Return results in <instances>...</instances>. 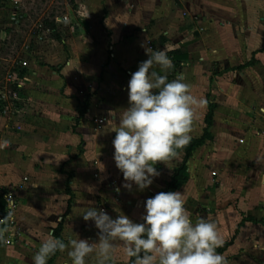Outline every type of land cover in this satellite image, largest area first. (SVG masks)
Instances as JSON below:
<instances>
[{
	"label": "crops",
	"instance_id": "1",
	"mask_svg": "<svg viewBox=\"0 0 264 264\" xmlns=\"http://www.w3.org/2000/svg\"><path fill=\"white\" fill-rule=\"evenodd\" d=\"M79 23L80 37L65 42L69 59L61 76L33 65L25 86L31 81L29 100L37 106L44 99L39 90L50 83L42 78L54 79L50 86L61 88L59 106L49 95L45 103L51 124L57 128L41 129L34 135L26 131L21 137L1 128L0 117V141L7 136L22 149L0 150V201L5 206L4 194L10 190L17 199L12 223L8 211L0 215V264H33L41 238L59 227L56 238L67 241L78 234L98 243L99 230L81 214L89 206L72 204L70 199L53 201L47 166L66 161L78 148L73 163L86 175L110 174L115 163L112 128L119 119L113 121L109 112L122 113L129 107L131 74L149 58L147 51L163 48L171 49L168 56L175 65L168 79L182 75L197 100L192 138L202 135L208 103L214 106L212 139L192 154L187 181L176 191L184 192L193 223L203 218L217 225L223 239L217 251L228 264H264V0H85ZM70 67L75 69L68 72ZM153 70L163 74L159 66ZM73 102H78L73 109L76 132L55 124L53 118L66 114ZM79 110L84 112L81 117ZM26 112L24 108L19 113ZM99 118L101 124L96 121ZM30 122L29 116L24 123ZM179 156H184L182 149ZM36 160L44 166H33ZM164 164L160 161L154 166ZM175 169L171 168L172 174ZM27 184L34 189L21 201ZM82 186L88 188L85 182ZM144 194L142 203L149 198ZM141 208L139 203L131 206L129 218L134 221ZM97 209L107 210L103 205ZM84 223L93 226L94 233L80 229ZM115 247L117 264H129L123 244L116 241ZM69 250L58 251L47 264H72ZM87 264H96L94 254Z\"/></svg>",
	"mask_w": 264,
	"mask_h": 264
},
{
	"label": "clouds",
	"instance_id": "2",
	"mask_svg": "<svg viewBox=\"0 0 264 264\" xmlns=\"http://www.w3.org/2000/svg\"><path fill=\"white\" fill-rule=\"evenodd\" d=\"M169 51H147L149 58L139 63L128 81L129 107L122 113L109 112L113 121L119 119L118 126L112 128L116 132L113 158L123 174V187L129 190L133 183L140 191L148 188L160 175L154 165L175 158L192 139L197 100L182 75L168 79L175 67ZM154 66H159L163 74L154 71ZM8 144L7 140L0 141V150ZM7 202L9 208L15 204L10 194ZM186 203L184 192H158L145 201L143 223L125 214L112 218L103 209L89 206L81 214L84 221H93L99 230L98 243L81 239L78 234L65 241L50 231L41 238L33 264H47L58 251L66 249H70L72 264H87L93 254L96 264H117L116 241L123 244L127 258H134V264H228L217 251L223 246L217 225L203 218L193 223ZM8 219H12L11 212Z\"/></svg>",
	"mask_w": 264,
	"mask_h": 264
},
{
	"label": "rangeland",
	"instance_id": "3",
	"mask_svg": "<svg viewBox=\"0 0 264 264\" xmlns=\"http://www.w3.org/2000/svg\"><path fill=\"white\" fill-rule=\"evenodd\" d=\"M84 3L85 0H0V74L3 75L11 61L25 60L28 62L29 68L33 65L44 66L46 69L57 71L60 75L63 66H65V61L69 59L68 45L65 42L69 39L80 37L77 29ZM52 23L54 24V30L51 28ZM53 31L56 33L57 38L54 37ZM43 73L47 74L46 72ZM27 76L29 78L31 74L27 73ZM41 80L50 82L47 87L43 85L39 90L42 93V98H44L43 103L37 106L33 101L29 100V95L32 93V88L30 89L29 86L30 81L21 92L22 100L18 102V107L22 110L24 108L27 109L28 113L15 112V114L13 113L9 116H3L2 122L4 125L1 128L4 127L5 130L12 132L13 135L21 137L26 131L28 134L31 135L33 133L32 135H34L41 129L57 128V126H53V123L51 124L52 119H49L50 115L48 110L46 111L47 106H45V103L48 100L46 95H49L53 99L52 102L59 106L58 96L61 88L50 86L54 79L42 78ZM73 103L74 105L68 109V112L66 114L63 113V117L54 116L53 118H55V124L57 123L76 132L78 127L76 121L77 113L73 109H76L78 102ZM29 116L31 117V122L24 123ZM19 121H22L26 130L20 131L17 129ZM43 137L46 138L45 135ZM3 140H7V136ZM7 141H9V144L4 150L12 152L17 149L18 152L22 150L17 145L13 146L12 141ZM69 147H71V144H69ZM35 152L37 155L42 154ZM78 152L79 150L76 148L72 150L66 161L47 166L49 179L46 181L50 183V188L54 191L53 201L55 203L61 201L66 203L70 199L72 204H85L95 208L103 205L112 218L123 214L129 217L132 212L131 206L139 203L142 205V210L134 219V222L137 223L144 222L141 221L143 220L142 216L145 214V203L141 202L142 197L145 195L144 193H147L148 197H153L158 192H161L170 180L171 168L179 166L182 160V156H176L172 163L171 160H168L163 166H158L157 170L160 175L156 176L153 179V183L143 192L134 183L131 190L123 187L125 180L115 163L111 166L109 175H104L103 173H100L98 177H95L94 174L86 175L79 168V164L73 163L77 158ZM33 166L42 167L44 165L41 160H36ZM96 171L98 172V169ZM83 182L88 187L87 189L83 188ZM10 186L16 185L11 183ZM9 187H3L1 192L8 190ZM31 188L27 184L23 190L24 192L20 195L21 201L26 199L34 189ZM130 201L131 205L127 204ZM52 228L54 227H48L47 230ZM80 229L89 234L94 233L95 228L84 223Z\"/></svg>",
	"mask_w": 264,
	"mask_h": 264
},
{
	"label": "built area",
	"instance_id": "4",
	"mask_svg": "<svg viewBox=\"0 0 264 264\" xmlns=\"http://www.w3.org/2000/svg\"><path fill=\"white\" fill-rule=\"evenodd\" d=\"M30 68L28 62L25 60L11 61L8 64V68L5 69L3 75L0 74V117L9 116L10 114L19 113L22 109L18 107V102L22 100L21 92L26 86L28 81L27 71ZM98 124L103 122V119L96 120ZM17 129L22 131L23 126L21 123L17 124ZM11 195L13 202L15 203L11 208L8 207L7 202L8 195ZM5 210L11 212L17 206V199L13 191H8L4 194ZM2 221V219L0 220ZM12 223V219L10 220ZM10 239L6 240L9 244Z\"/></svg>",
	"mask_w": 264,
	"mask_h": 264
},
{
	"label": "trees",
	"instance_id": "5",
	"mask_svg": "<svg viewBox=\"0 0 264 264\" xmlns=\"http://www.w3.org/2000/svg\"><path fill=\"white\" fill-rule=\"evenodd\" d=\"M51 28L52 30H54V24H51ZM53 35L55 38H57L56 33H54L53 31ZM213 109L214 106L211 103H208V111L205 115V119H204V123H205V127L203 128V132L202 135L198 138H192L191 141L182 149L184 152V156L179 164V166L176 167V169L174 170L170 180L168 181L167 185H166V189L165 192L168 191H176L177 189H179L181 186H183L186 181H187V162L190 159V157L192 156V154L195 152V150L199 147H201L202 145H204L206 143V141L211 140L212 136L210 133V128L212 126V122H213ZM79 116L81 117L83 115V111L79 110L78 111ZM78 121V119H77ZM4 202L0 201V215H3L5 212V208H4ZM2 225L0 224V227ZM60 230V227L57 228L56 230H54V235H57L58 232ZM129 264H134V258L130 260Z\"/></svg>",
	"mask_w": 264,
	"mask_h": 264
}]
</instances>
